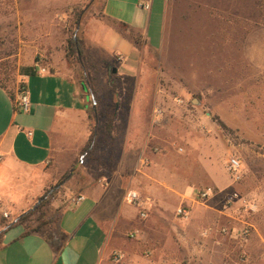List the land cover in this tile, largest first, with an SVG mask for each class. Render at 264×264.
Returning a JSON list of instances; mask_svg holds the SVG:
<instances>
[{"label": "rangeland", "instance_id": "374dc122", "mask_svg": "<svg viewBox=\"0 0 264 264\" xmlns=\"http://www.w3.org/2000/svg\"><path fill=\"white\" fill-rule=\"evenodd\" d=\"M91 1L78 0L69 7L65 0H0V84L6 91L19 90L21 68L35 66L63 74L69 70L75 80L84 81V92L87 82L98 97L110 95L106 86L116 95H132L129 82L120 84L107 65L88 57L82 67L68 62L67 39L76 31L80 13L83 30L92 14ZM142 61L151 71L139 93L148 97L156 89L160 100L152 109L163 112L160 124L151 126L159 129L162 142L154 145L161 157L158 173L174 181L168 185L173 193L165 191L166 205L191 208L188 221L174 215V221L162 226L166 233L160 256L174 260L171 264H264V0H166L162 47L144 51ZM102 115L99 134L105 130ZM232 157L240 161L238 181L226 170ZM96 161L105 167L95 145L89 158L79 154L73 165L93 166L96 172ZM204 163L211 164L217 184L209 181ZM57 183L22 212H30L25 221L44 217L58 195ZM204 189L213 194L194 200ZM141 201L148 210L146 221L155 208ZM209 208L217 223L200 217ZM16 216L9 214V220ZM8 222L1 215L2 226ZM232 228L249 235L232 239L221 233ZM109 264H114L111 259Z\"/></svg>", "mask_w": 264, "mask_h": 264}, {"label": "crops", "instance_id": "0c3cea01", "mask_svg": "<svg viewBox=\"0 0 264 264\" xmlns=\"http://www.w3.org/2000/svg\"><path fill=\"white\" fill-rule=\"evenodd\" d=\"M65 1L69 7L78 2ZM90 8L91 17L82 30L85 57L107 65L112 72L115 69L120 84L129 82L132 95H116L112 86H106L110 95L98 97L90 84L86 83L84 92V81L75 80L69 70L63 74L44 68L46 72L40 74L43 67L26 66L35 67L36 73L21 75L30 102L29 112L24 113L18 107L19 90L11 98L0 87V232L2 210L17 218L72 167L89 137L87 109L95 103L99 116L102 113L107 121L115 105L111 136L104 130L95 142L105 159V167L96 161V172L101 173L93 172V166H78L52 197L42 219L24 220L1 232L0 264H109L114 251L125 253L123 264L174 261H164L158 251L166 233L162 226L174 221L180 206L166 205L165 191L173 193L168 185L174 181L158 173L162 164L157 145L162 142L159 129L151 124L156 106L152 107L160 97L154 88L148 97L139 93L145 74L151 71L143 65L142 53L162 47L166 0H92ZM122 25L138 35L140 43L134 44ZM202 167L209 181L217 184L211 164ZM129 192H136L149 208H155L148 220L139 218L127 199ZM78 195L84 200L72 204ZM214 213L209 208L200 217L206 223H217ZM135 230L138 236L127 238Z\"/></svg>", "mask_w": 264, "mask_h": 264}, {"label": "built area", "instance_id": "2783aa9c", "mask_svg": "<svg viewBox=\"0 0 264 264\" xmlns=\"http://www.w3.org/2000/svg\"><path fill=\"white\" fill-rule=\"evenodd\" d=\"M145 8H148V6L146 5ZM119 60H121V58H118V61ZM45 72L46 71H45L44 68H42L40 70V74H44ZM174 101L177 104H179V105L183 103V101L181 99H177V98ZM92 105L95 106L96 104L93 103ZM18 107H19V110L24 112V113L29 112V109H30L29 96L27 94V90H26L24 85H22L20 87L19 92H18ZM162 115H163L162 110L157 108V107H155L153 112H152V123L154 125H159L161 120H162ZM31 134L32 133L28 132V136H31ZM142 164H145L144 160L142 161ZM226 170H227L229 176L233 179V181H238V180L241 179V165H240V161H239L238 158H236V157L230 158L228 160L227 165H226ZM212 194H213V192H212L211 189H204V190L200 191L198 194H196L195 200L197 202L205 201ZM232 198L239 199V196L237 194H234L232 196ZM127 199L136 208H138V213H139L138 216H139V218L141 220H145L148 217V215H147V212L145 211V209L142 208L143 207V203H142L139 195L136 192H129L128 195H127ZM83 200H84V196L83 195H78L76 197H73L71 199V202H72V204L76 205V204H78L79 202H81ZM240 201L242 202L244 200L240 199ZM1 215H2V218L4 220H8L9 221L5 226H2L1 231H5L6 229H8L10 224L17 223V218L9 220V213L6 210H2L1 211ZM190 215H191V208L189 206L180 205L175 210V216L180 221H183V222L188 221L189 218H190ZM221 233L234 235L235 238L240 237L241 239H246L248 237V235H249L248 230H240L239 231V230H237L235 228H232L230 230L229 229H222ZM138 234H139V232L137 230L132 231V232L127 234V238L134 239V238H136L138 236ZM125 258H126L125 253L121 252V251L112 252L111 257H110L111 261L114 264H121L124 261Z\"/></svg>", "mask_w": 264, "mask_h": 264}, {"label": "trees", "instance_id": "16d2710c", "mask_svg": "<svg viewBox=\"0 0 264 264\" xmlns=\"http://www.w3.org/2000/svg\"><path fill=\"white\" fill-rule=\"evenodd\" d=\"M83 13H80L76 19V31L73 32V34L67 39L66 42V48H67V54H68V62L73 61L79 64L81 67L83 66V58L85 57V45H84V39L82 36V29H81V17ZM121 28L123 29L124 33H127L134 44L140 43V38L138 35H135L132 30H129L127 26L122 25ZM36 68L35 67H23L21 68L20 75L25 76H32L35 75ZM84 76V75H83ZM87 83V82H86ZM89 83H87V86ZM0 87L3 88V86L0 84ZM8 92V91H7ZM10 94V97L12 98L13 94L8 92ZM111 107L113 108L112 111L108 114L107 121L105 124V131L108 136H111L112 131V124L115 119V105L112 104ZM88 118L90 120V128H89V137L88 140L81 150L80 154L83 157L89 158L91 156V150L93 149L95 142L99 135V128H98V122H99V112L97 105L91 106L89 109H87ZM79 166L78 162H76L68 171L61 177V179L57 183L58 186H62L64 183H66L76 172L77 167ZM49 193L47 190L43 196H41V200ZM30 212L23 213L17 217V223L24 221L27 218V215ZM15 223V224H17ZM15 224H10L8 229L12 227ZM7 230V229H6ZM4 232V231H1ZM0 232V235H1Z\"/></svg>", "mask_w": 264, "mask_h": 264}, {"label": "water", "instance_id": "95a60500", "mask_svg": "<svg viewBox=\"0 0 264 264\" xmlns=\"http://www.w3.org/2000/svg\"><path fill=\"white\" fill-rule=\"evenodd\" d=\"M113 72H115V69L113 70Z\"/></svg>", "mask_w": 264, "mask_h": 264}]
</instances>
